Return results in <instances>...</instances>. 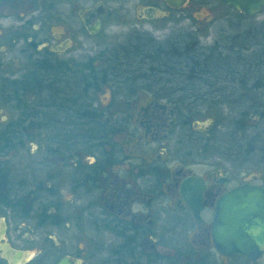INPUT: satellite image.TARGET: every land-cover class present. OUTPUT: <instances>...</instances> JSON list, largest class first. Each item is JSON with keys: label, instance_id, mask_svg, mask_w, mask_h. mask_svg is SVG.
<instances>
[{"label": "flooded vegetation", "instance_id": "af4514ba", "mask_svg": "<svg viewBox=\"0 0 264 264\" xmlns=\"http://www.w3.org/2000/svg\"><path fill=\"white\" fill-rule=\"evenodd\" d=\"M176 1L0 0V264H88L99 240L121 264H264L212 236L220 199L264 189L262 115L196 127L176 107L263 102V81L220 18L188 36Z\"/></svg>", "mask_w": 264, "mask_h": 264}, {"label": "rangeland", "instance_id": "374dc122", "mask_svg": "<svg viewBox=\"0 0 264 264\" xmlns=\"http://www.w3.org/2000/svg\"><path fill=\"white\" fill-rule=\"evenodd\" d=\"M198 0H190V4L187 5L188 7L186 10L181 11L178 13V16L181 18H185V28L186 32L192 33L194 32L195 25L199 24L197 22V19H204L213 21L214 18H220L216 19L214 21V31L220 35L223 32H226V34L231 37L233 41V47L237 49L241 54L247 55L248 58H250L252 63H255L256 60L259 63L263 62V66L260 65L261 69H264V13H257L251 17H244L243 14L238 13L236 10H233L232 8L222 7L217 2L211 1L210 4L207 3L205 7L200 6L198 7ZM202 25H205V23H202ZM129 27L128 26H122L119 25H112V27L106 28L108 31V34L117 33L118 31H127ZM205 26L202 28L203 31L205 30ZM94 47V45H92ZM1 49V48H0ZM250 53H254L253 56H249ZM256 62V63H257ZM104 101V98L101 99ZM230 108L233 105V103H229ZM227 105V104H226ZM244 105V104H241ZM178 111L183 110L184 113H188L192 115L193 120L196 121V127H201L206 119H210L209 117H213V112H218V118L223 120L224 123H229L231 121H236V118L239 116V112L243 110V106H238L237 109H230L227 106L222 104H198V103H182L176 105ZM213 111V112H212ZM255 118H252L254 120ZM252 125H255L254 122L251 123ZM77 129V126H75ZM248 137H250V142L248 145V149L251 152L256 151L255 147L258 146V150L254 155L251 154V170H258L260 165L259 161L261 159H264V152L260 150L262 147V144L260 142L264 143V118L261 119V121L257 124V126L254 129H250V131L247 132ZM261 136V137H260ZM260 137V138H259ZM254 138H257L256 141ZM258 138L260 141H258ZM260 150V151H259ZM256 170V171H257ZM99 240V239H98ZM100 242V240H99ZM92 242L93 248L98 250L92 258V260L88 264H121L118 257L112 253V251L115 249L114 245L106 244L105 246L103 243L100 242ZM169 263L163 262L162 260L157 261H150L145 260L141 255L138 256L134 261L132 262H125V264H183L178 262L174 259H169ZM189 262H185L187 264Z\"/></svg>", "mask_w": 264, "mask_h": 264}, {"label": "water", "instance_id": "95a60500", "mask_svg": "<svg viewBox=\"0 0 264 264\" xmlns=\"http://www.w3.org/2000/svg\"><path fill=\"white\" fill-rule=\"evenodd\" d=\"M221 2L232 5L245 16L257 14L264 6V0ZM212 236L220 253L238 254L252 261L258 258L264 251V189L245 185L220 199L213 219Z\"/></svg>", "mask_w": 264, "mask_h": 264}, {"label": "trees", "instance_id": "16d2710c", "mask_svg": "<svg viewBox=\"0 0 264 264\" xmlns=\"http://www.w3.org/2000/svg\"><path fill=\"white\" fill-rule=\"evenodd\" d=\"M250 55L253 56L254 53H252V54L250 53ZM250 62L252 63L253 61L250 60ZM256 62H257V60H256ZM256 62H255V64L257 66V69H255V71L258 73V75L254 76L253 78L256 79V80H262L263 81L262 86H263L264 85V75H263L264 69L262 70L261 67H260V65L263 66L262 65L263 62L262 63H259V62L256 63ZM258 86H260V85H258ZM241 104H244V105H241ZM229 105H228V107L230 108ZM238 106L239 107L243 106V110L240 111V114H242L245 111H247V113H251V114H258L259 113L260 115H262V118H264V101L263 102L250 101V102H246V103L235 102V103H233V105L231 106L232 108H230V109H237ZM247 113H245V114H247ZM242 115H244V114H242ZM190 264H198V263L193 261Z\"/></svg>", "mask_w": 264, "mask_h": 264}]
</instances>
